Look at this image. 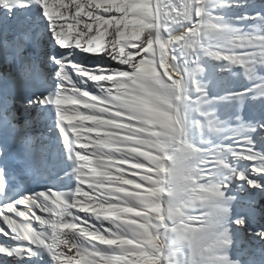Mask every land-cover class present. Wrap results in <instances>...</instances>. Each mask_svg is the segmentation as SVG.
Instances as JSON below:
<instances>
[{
  "label": "snow or ice",
  "instance_id": "snow-or-ice-1",
  "mask_svg": "<svg viewBox=\"0 0 264 264\" xmlns=\"http://www.w3.org/2000/svg\"><path fill=\"white\" fill-rule=\"evenodd\" d=\"M0 264H264V0H0Z\"/></svg>",
  "mask_w": 264,
  "mask_h": 264
},
{
  "label": "rangeland",
  "instance_id": "rangeland-1",
  "mask_svg": "<svg viewBox=\"0 0 264 264\" xmlns=\"http://www.w3.org/2000/svg\"><path fill=\"white\" fill-rule=\"evenodd\" d=\"M205 42L206 43H215L216 41L213 40V38L211 36H206L205 37ZM203 63L208 66L209 75H211L213 70L215 69V67H217L216 62L214 60L208 58V57H204L203 58Z\"/></svg>",
  "mask_w": 264,
  "mask_h": 264
}]
</instances>
